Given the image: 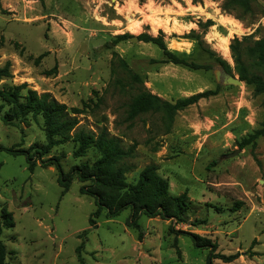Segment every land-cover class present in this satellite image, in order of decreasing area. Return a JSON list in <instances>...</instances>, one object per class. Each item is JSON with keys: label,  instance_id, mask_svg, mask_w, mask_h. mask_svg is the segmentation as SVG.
Returning <instances> with one entry per match:
<instances>
[{"label": "rangeland", "instance_id": "1", "mask_svg": "<svg viewBox=\"0 0 264 264\" xmlns=\"http://www.w3.org/2000/svg\"><path fill=\"white\" fill-rule=\"evenodd\" d=\"M224 1L0 0V67L12 64V77L0 80V148L33 153L47 143L42 116L17 115L5 96L24 85L21 100L27 90L49 93L80 112L78 129L98 134L105 127L124 147L135 145L134 157L126 159L129 184L155 164L169 194L187 191L190 200L185 222L141 215L140 227L133 228L130 209L92 216L95 198L81 192L89 182L75 177L64 192L55 166L38 162L31 171L25 155L0 150V215L7 211L14 222L2 230L5 264H207L209 249L170 233L171 224L212 239L218 253L238 254L231 264H264V136L240 147L262 128L264 95L244 81L226 84L221 75L240 78L230 49L234 38L249 36L250 46L264 39V0H254L250 12L224 10ZM151 17L167 26L154 29ZM136 23L135 32L130 27ZM160 32L169 51L204 68L163 62V50L152 42L116 39ZM226 39L230 56L222 50ZM119 58L141 85L127 91L117 86L125 75ZM245 59L250 72L264 77L258 60ZM139 87L170 103L206 90L218 93L178 111L168 132L158 113L127 120ZM76 147L69 141L44 158L60 157L65 172L99 158L95 148L74 157Z\"/></svg>", "mask_w": 264, "mask_h": 264}, {"label": "trees", "instance_id": "2", "mask_svg": "<svg viewBox=\"0 0 264 264\" xmlns=\"http://www.w3.org/2000/svg\"><path fill=\"white\" fill-rule=\"evenodd\" d=\"M253 1L225 0L223 9L227 11L242 9L244 12H250ZM199 25L202 26L201 23ZM206 25L211 26V20L207 21ZM127 37H130V34H119L116 39L119 42ZM248 37L243 40L237 37L233 39L230 44L232 57L239 71L240 80L253 86L256 94L264 95V77L258 73L250 72L245 61V57L248 56L250 59L258 60L259 66L264 67V39L256 40L250 46L245 44ZM138 38L141 41L152 42L163 50L166 56L163 62H172L193 69L204 68V66L189 63L169 51L163 32H160L158 36L143 33ZM219 62L228 70L227 63L224 60L219 59ZM11 66V62L7 61L3 67H0V80L12 77ZM118 66L125 72L124 76L117 78V86L120 89L127 91L128 87L132 88L142 84L141 79L132 72L122 58H119ZM24 87V85H20L10 88L5 92V96L13 103L17 115L23 116L35 113L42 116L47 143L42 149L35 150L33 153L25 149L4 147H1L0 150H5L12 155H25L29 161L31 171L38 162H41L44 166H55L59 173V183L64 192L69 191L75 177L81 182H89V184L82 186L81 192L95 198L97 209L92 214L94 217L99 216L103 210L107 211V216L116 217L124 210L130 209L128 226L137 229L140 227L138 220L141 215L150 218L160 217L163 220H171L172 222H185L190 206L187 191L178 196H171L169 194V184L158 174V167L155 164L147 165L140 172L137 183L129 184L127 182L126 174L132 170V165L128 164L126 159L134 157L135 145L124 147L121 138L110 134L105 127L98 134L86 131L84 128L78 129L79 119L76 115L80 112L77 109L69 111L67 105L58 102L49 93L39 95L35 90H27L24 100H21V90ZM138 89V93L128 104L126 110L127 120H134L143 114L158 113L161 114L168 132L178 111L218 93V90H206L181 98L175 103H170L144 88L139 87ZM261 125L262 128L242 141L241 148L254 143L260 136H264V121ZM69 141H74L77 144L73 152L74 157H82L86 155L90 148H95L99 153V158L93 164L76 165L67 172L63 168L60 157L44 158L53 148ZM90 222H93V220L90 219ZM13 226L12 215L7 211H3L0 215V264H5L6 254L5 245L1 240L2 230ZM170 233L190 236L196 247L209 249L207 264H231L239 256L238 254L218 253L217 244L212 239L186 230H176L173 224L170 225ZM80 248L82 246L78 248V257L82 262ZM216 259L222 260L223 263L215 262Z\"/></svg>", "mask_w": 264, "mask_h": 264}, {"label": "bare ground", "instance_id": "3", "mask_svg": "<svg viewBox=\"0 0 264 264\" xmlns=\"http://www.w3.org/2000/svg\"><path fill=\"white\" fill-rule=\"evenodd\" d=\"M153 17H151L150 20H151V24H152V26H153L154 29L161 28V27H166L167 26V23H164L161 20H159L158 18H153ZM139 27H140V24L139 23H136V24L132 25L130 27V29L132 31H135L136 32V31H138ZM234 27H236V26H234ZM237 30L238 29L234 30L233 32L234 33H237ZM223 48H222V50H224L226 52V54L230 56L229 45H228V40L227 39L224 40V42H223Z\"/></svg>", "mask_w": 264, "mask_h": 264}, {"label": "water", "instance_id": "4", "mask_svg": "<svg viewBox=\"0 0 264 264\" xmlns=\"http://www.w3.org/2000/svg\"><path fill=\"white\" fill-rule=\"evenodd\" d=\"M129 39L139 41V38L134 37V36L129 37ZM221 75H222L223 82L226 84H234V85H242L243 84V81H241L240 78H238V77L234 76L233 74H230L226 71H223ZM236 153H237V151H235L232 154H229L228 156L233 157V156H235Z\"/></svg>", "mask_w": 264, "mask_h": 264}]
</instances>
